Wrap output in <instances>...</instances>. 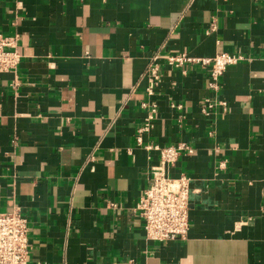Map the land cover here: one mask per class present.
I'll use <instances>...</instances> for the list:
<instances>
[{"label": "crops", "instance_id": "0c3cea01", "mask_svg": "<svg viewBox=\"0 0 264 264\" xmlns=\"http://www.w3.org/2000/svg\"><path fill=\"white\" fill-rule=\"evenodd\" d=\"M0 32L21 54L0 71V212L25 215L28 264H264V0H0ZM221 51L244 59L216 92L166 59ZM138 134L193 146L170 167L191 176L185 238L144 233L158 152Z\"/></svg>", "mask_w": 264, "mask_h": 264}, {"label": "built area", "instance_id": "2783aa9c", "mask_svg": "<svg viewBox=\"0 0 264 264\" xmlns=\"http://www.w3.org/2000/svg\"><path fill=\"white\" fill-rule=\"evenodd\" d=\"M213 28L214 25H212ZM17 46V33L0 32V71L11 70L17 66L21 58ZM156 58L155 55L148 67V92H152L159 80V66ZM166 59L175 65L191 62L200 66H209L207 86L216 92L219 88L220 76L225 68L244 59V55L230 51L217 52L208 57L180 53L169 54ZM207 99L208 102L206 101L207 103L200 107V111L204 114L210 112L213 103L226 107L224 100ZM154 110V104H152L150 112ZM148 125L149 123H146L139 130L147 129ZM137 141L147 150L152 149L158 152V160L150 165L148 184L136 204L140 210L144 233L147 238L156 240L185 238L189 228L188 197L191 190V176L184 172L173 176L170 174V167L175 164L181 153H192L193 146L183 140L166 145L154 142L143 143L139 134ZM27 232V219L20 206H15L10 211L0 212V264H28L30 241Z\"/></svg>", "mask_w": 264, "mask_h": 264}]
</instances>
